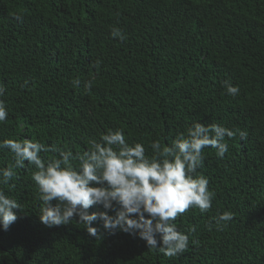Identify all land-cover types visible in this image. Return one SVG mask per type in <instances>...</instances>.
<instances>
[{"label": "trees", "instance_id": "obj_1", "mask_svg": "<svg viewBox=\"0 0 264 264\" xmlns=\"http://www.w3.org/2000/svg\"><path fill=\"white\" fill-rule=\"evenodd\" d=\"M113 27L126 38H113ZM225 80L238 95L227 94ZM0 84L9 113L0 141L31 139L75 155L123 129L151 156V142L171 145L195 122L247 132L225 138L223 158L204 148L196 175L207 177L212 204L176 218L189 247L171 258L99 221V238L75 220L44 225L37 169L26 161L0 183L20 204L17 220L0 229V264H264V0H0ZM13 164L0 150V169ZM225 211L233 219L218 227Z\"/></svg>", "mask_w": 264, "mask_h": 264}, {"label": "clouds", "instance_id": "obj_2", "mask_svg": "<svg viewBox=\"0 0 264 264\" xmlns=\"http://www.w3.org/2000/svg\"><path fill=\"white\" fill-rule=\"evenodd\" d=\"M111 36L126 38L118 27L111 29ZM99 65V60L93 64L96 68ZM73 85L79 87L80 80H74ZM92 86V80L84 84L87 90ZM223 87L233 97L240 91L239 86L227 80ZM5 92V86L0 84V97ZM8 114L0 99V123ZM237 133L241 139L247 137V132L240 129L195 122L187 129V135L180 133L171 145L151 142V156L146 155L142 143L126 142L123 129L109 130L101 135V141H91L88 151L75 155L31 139H5L0 141V150H10L14 164L0 169V183L8 184L16 176L14 169L24 167L27 161L37 169L31 178L42 201L39 219L44 225H67L75 220L90 236L99 238L98 229L93 226L99 221L112 233L119 230L139 236L149 249L171 258L189 247L190 233L178 230L176 218L193 207L206 212L212 204L214 193L209 190L207 177L196 175L203 164L204 148L215 149L216 155L223 158L228 152L225 138L231 139ZM41 152L58 153V158L45 160ZM96 205L104 211H88ZM17 208V200L0 190V229L7 231L17 220ZM232 219V212L225 211L216 218V224L222 227Z\"/></svg>", "mask_w": 264, "mask_h": 264}]
</instances>
